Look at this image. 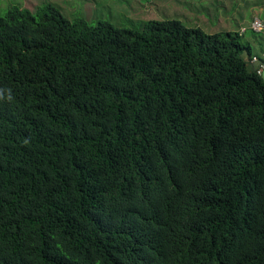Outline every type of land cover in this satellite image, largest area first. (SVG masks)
<instances>
[{"label":"trees","instance_id":"16d2710c","mask_svg":"<svg viewBox=\"0 0 264 264\" xmlns=\"http://www.w3.org/2000/svg\"><path fill=\"white\" fill-rule=\"evenodd\" d=\"M246 34L0 15V264H264Z\"/></svg>","mask_w":264,"mask_h":264},{"label":"rangeland","instance_id":"374dc122","mask_svg":"<svg viewBox=\"0 0 264 264\" xmlns=\"http://www.w3.org/2000/svg\"><path fill=\"white\" fill-rule=\"evenodd\" d=\"M219 2L221 6L217 0H0V15L13 6L34 12L39 6L53 4L69 19L84 18L93 26L99 21H108L118 27L139 28L149 20L176 19L189 27L218 33L229 29L222 17L232 14L237 5L234 0ZM246 3L244 0V7L238 9L239 23L247 17L246 23L250 24L253 14L245 9ZM259 16L264 19L263 12ZM230 28L238 30L239 25L232 22ZM246 38L251 42L254 54L264 56V32L252 35L248 31Z\"/></svg>","mask_w":264,"mask_h":264},{"label":"crops","instance_id":"0c3cea01","mask_svg":"<svg viewBox=\"0 0 264 264\" xmlns=\"http://www.w3.org/2000/svg\"><path fill=\"white\" fill-rule=\"evenodd\" d=\"M246 1H247V3H246L247 7H245V9L246 10L248 9V11L251 12V14H253L252 18L253 17H260L259 13H261V12L264 13V0H246ZM217 2L221 6V3L219 2V0H217ZM240 3H242V4H240ZM223 5H225L224 1H223ZM241 7H244V0H237V5L234 6V8H235L234 12L232 14H230V15L222 17V21H226V24H228V26H229V29L227 31H240L241 28H243L246 25L247 26L249 25V23H246V18L247 17H245L243 22L239 23V15H240L239 14V10H240ZM262 20L264 21V19H262ZM232 22H236V25H239V29L238 30H232L230 28ZM246 33H244V35Z\"/></svg>","mask_w":264,"mask_h":264},{"label":"built area","instance_id":"2783aa9c","mask_svg":"<svg viewBox=\"0 0 264 264\" xmlns=\"http://www.w3.org/2000/svg\"><path fill=\"white\" fill-rule=\"evenodd\" d=\"M248 30H251L257 34L264 32V21L260 17H254L248 27L241 28L240 33L244 34ZM249 64L253 67L254 71L258 75L264 76V58L261 59L257 56H254L250 58Z\"/></svg>","mask_w":264,"mask_h":264}]
</instances>
